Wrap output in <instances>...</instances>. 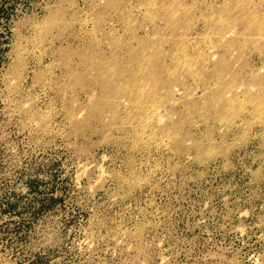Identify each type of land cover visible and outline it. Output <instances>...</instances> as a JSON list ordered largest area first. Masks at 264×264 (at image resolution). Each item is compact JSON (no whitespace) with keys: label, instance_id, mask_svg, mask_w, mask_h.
<instances>
[{"label":"rangeland","instance_id":"1","mask_svg":"<svg viewBox=\"0 0 264 264\" xmlns=\"http://www.w3.org/2000/svg\"><path fill=\"white\" fill-rule=\"evenodd\" d=\"M0 264H264V0H0Z\"/></svg>","mask_w":264,"mask_h":264}]
</instances>
